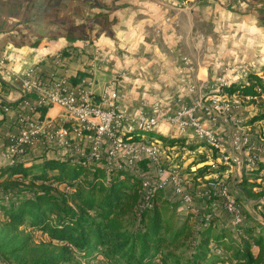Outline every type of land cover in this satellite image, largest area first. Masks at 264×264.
Segmentation results:
<instances>
[{
    "label": "crops",
    "instance_id": "crops-1",
    "mask_svg": "<svg viewBox=\"0 0 264 264\" xmlns=\"http://www.w3.org/2000/svg\"><path fill=\"white\" fill-rule=\"evenodd\" d=\"M6 57L16 69L35 68L42 84L53 78H64L69 86L92 82L104 107L113 101L137 116L142 103L159 102L166 114L217 93L220 82H245L252 72L264 76V0H0V59ZM0 78L7 83L0 91L1 168L9 162L7 145L21 115L49 128L68 125L69 117L61 107L42 106L40 94L25 92L12 76ZM4 102L16 105L5 110ZM198 117L241 166L243 153L230 145L233 128L212 125L201 111ZM238 128L245 133L249 127ZM154 132L183 138L186 145L195 139L190 130L183 133L166 123ZM77 145L36 142L19 161L75 158ZM174 148L180 154L212 151L203 143ZM201 164L217 171L208 177L234 171L232 164L220 171L210 155ZM254 167L246 165L242 177Z\"/></svg>",
    "mask_w": 264,
    "mask_h": 264
},
{
    "label": "trees",
    "instance_id": "trees-1",
    "mask_svg": "<svg viewBox=\"0 0 264 264\" xmlns=\"http://www.w3.org/2000/svg\"><path fill=\"white\" fill-rule=\"evenodd\" d=\"M6 86L0 78V91ZM220 93L264 107V76L252 72L245 82L230 83ZM262 120L264 113L252 121ZM144 134L165 147L186 146L183 138ZM198 147L193 144L190 149ZM216 158L217 150V163ZM217 165L220 171L229 169L224 163ZM215 172L207 165L194 179L205 181ZM240 183L248 198L264 200V163L244 172ZM142 186L140 176L84 160L8 162L0 168L1 253L18 264H91L99 262L100 255L106 264H264V231L258 233V225L231 229L216 218L200 222L190 214L182 219L179 204L162 190L142 206ZM38 234L46 240L36 243ZM186 242L192 252L182 260L174 250Z\"/></svg>",
    "mask_w": 264,
    "mask_h": 264
},
{
    "label": "built area",
    "instance_id": "built-area-1",
    "mask_svg": "<svg viewBox=\"0 0 264 264\" xmlns=\"http://www.w3.org/2000/svg\"><path fill=\"white\" fill-rule=\"evenodd\" d=\"M10 62L8 57L0 59V75L12 76L14 80L21 82L27 93L38 92L42 106L64 109L69 117V124L49 128L40 119L34 120L26 114L21 115L17 133L11 137L9 144V162L19 161L25 150L36 142L57 148H69L75 143L78 144L80 154L68 159L84 160L87 164L98 165L107 170L120 168L140 176L143 181L142 206L149 205L153 194L162 190L167 199L179 204L182 216L195 214L200 222L216 218L221 226L231 229L246 223L244 210L222 184L219 176L206 177L202 190L193 184L190 186L187 177L182 176L179 170L182 161L174 164L171 160L179 150L165 147L163 143L144 134L154 131L161 123L176 127L183 133L190 130L195 139L205 143L210 149L217 150L221 163L231 165V157L223 151V139L198 117V112L201 111L214 126H228L230 122H238L233 116L230 101L241 106L239 100L235 96L220 93L222 87L229 85L228 82H220L217 93L201 95L189 106L163 114L159 102L142 103L139 114L131 116L113 101L108 102L106 107L97 101L92 82L69 86L68 80L53 78L42 84L35 68L20 64L16 69ZM28 105L24 101L23 108ZM4 109L7 110L8 107L5 106ZM236 132L234 148L241 151L247 147L248 165L254 167L262 160L260 150L252 145L250 138L242 134L239 128ZM143 163L145 167L142 166ZM166 192L171 193L172 199L168 198ZM195 194L198 198L203 194L207 195L198 201ZM213 197H219L222 201L221 208L215 207L209 212L208 201Z\"/></svg>",
    "mask_w": 264,
    "mask_h": 264
},
{
    "label": "rangeland",
    "instance_id": "rangeland-1",
    "mask_svg": "<svg viewBox=\"0 0 264 264\" xmlns=\"http://www.w3.org/2000/svg\"><path fill=\"white\" fill-rule=\"evenodd\" d=\"M239 106L238 104H234L233 101H230V105L232 106V110H233V116H235L234 118L236 120H238V122H230V124L228 125L229 127L233 128V132L231 133V140H230V145H233V139L235 137V135L238 133L236 132L237 128H243V127H249L248 130H246V132H242V134H246L249 138L251 143H253V146H256L258 148L260 157H262L261 162L260 163H264V120L262 121H256L253 122V118L256 115H259L261 113H264V107H259L260 104L256 103V105H249L248 103H243L240 102ZM240 120V121H239ZM199 141V140H198ZM196 139L192 140L191 143L189 145H186L187 147H191V145H195L199 146L201 145L203 142L199 141L198 142ZM42 144V143H41ZM204 146H206V144H204ZM8 149V157L10 156V150H9V145H7ZM209 148V147H208ZM212 151H208L209 154H207V152L200 150V152H196L194 154H190L187 153L186 151L182 152L180 154V152L178 151L177 153H174V157L171 158V160L174 162V164L178 163L179 160L182 161V165H180L179 170L182 176H186V175H190V177H187L188 179V183L190 184V186L193 184V186L195 185V187L197 189H204V185L206 184L205 181H196L195 178V172L204 167L207 166L202 165L201 162H204V160L207 159V157L210 155V157L214 158V153H215V149H211ZM247 147H245L244 149L241 150V152L243 153V159L240 160L241 161V166L242 168L239 169L238 165V161L234 160L233 158V154L231 155V164L234 166V171L232 173H227L225 175V178H223V176H220V179L222 181V184L224 186H226L228 188V190L230 191L231 195L233 197H235L238 201V203L241 205L242 209L245 212L246 215V226H255L258 225V230L257 232H261L264 231V200H257L255 198H248L246 196V194L244 193V191L242 190V188L240 187L241 185V178L242 177V173H243V168L246 167V165H248V156H247ZM33 152V149L31 147L27 148L24 152V154H22V156L19 157V159L23 156H26L30 153ZM187 153V154H186ZM222 154V153H221ZM225 154H228V151L225 152ZM213 155V156H212ZM167 156H171V155H167ZM218 156L220 157V155L218 154ZM230 156V155H229ZM217 163L221 160L217 157ZM219 159V160H218ZM219 162V163H220ZM199 163L201 165H199ZM213 165V164H210ZM227 165V164H226ZM231 165V166H232ZM230 165H228V167H231ZM231 169V168H230ZM244 176V175H243ZM189 187V185H188ZM203 187V188H202ZM195 192V191H194ZM163 193L165 194V192L163 191ZM204 193H206V190L204 191ZM168 198H171V193L170 192H166ZM207 194H203L201 195V198L197 197V194H195V198L198 201H201V199L205 198ZM172 199V198H171ZM209 212H211L213 210V208L216 207L217 208H221V203L222 201L219 199V197H213V199L209 200ZM208 211V210H207ZM182 219L185 218V216H182ZM35 236V241L36 243H39L43 240H46V236H41L40 234L38 235H34ZM191 249L188 247V242H186V246L182 247L178 250H174V253H176L177 255H180V257L182 258V260H187L189 259V257L191 256ZM254 252L257 253L258 249L254 248ZM100 261L98 262L97 260H93L91 264H106L104 263L105 258L100 255ZM76 260L77 261H82L85 262L84 260H82V258L80 256H76ZM0 264H18V262L12 258V257H5L2 255L1 250H0ZM108 264H111L108 262Z\"/></svg>",
    "mask_w": 264,
    "mask_h": 264
}]
</instances>
